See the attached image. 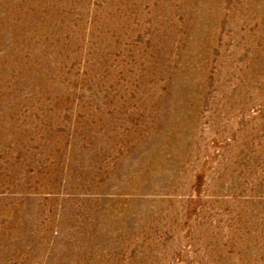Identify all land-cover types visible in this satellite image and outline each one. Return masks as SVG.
<instances>
[{
	"label": "rangeland",
	"instance_id": "rangeland-1",
	"mask_svg": "<svg viewBox=\"0 0 264 264\" xmlns=\"http://www.w3.org/2000/svg\"><path fill=\"white\" fill-rule=\"evenodd\" d=\"M0 264H264V0H0Z\"/></svg>",
	"mask_w": 264,
	"mask_h": 264
}]
</instances>
